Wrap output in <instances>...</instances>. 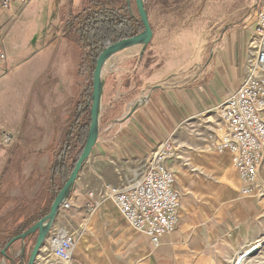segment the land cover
Returning a JSON list of instances; mask_svg holds the SVG:
<instances>
[{
  "label": "crops",
  "instance_id": "obj_1",
  "mask_svg": "<svg viewBox=\"0 0 264 264\" xmlns=\"http://www.w3.org/2000/svg\"><path fill=\"white\" fill-rule=\"evenodd\" d=\"M70 1H15L0 8L8 68L0 77V133L15 138L0 145V219L7 217L0 232L50 206L54 148L86 83L77 62L67 69L64 87L48 74L64 41ZM175 2L150 7L153 36L145 47L123 49L104 63L97 141L69 193L70 207L59 209L34 264L58 262L50 240L67 232H75L77 241L71 261L61 264H228L259 241L253 225L264 211V193L242 195L231 155L205 148L196 133L203 113L240 86L254 27L227 21L224 28L223 8L214 2L207 24L184 29ZM172 134L178 158L168 165L180 194L179 216L174 230L154 244L131 228L103 190L137 181L154 146ZM35 238L27 241L24 263ZM20 250L21 241L12 243L6 250L11 260L1 254L0 264L18 263Z\"/></svg>",
  "mask_w": 264,
  "mask_h": 264
},
{
  "label": "built area",
  "instance_id": "obj_2",
  "mask_svg": "<svg viewBox=\"0 0 264 264\" xmlns=\"http://www.w3.org/2000/svg\"><path fill=\"white\" fill-rule=\"evenodd\" d=\"M15 1L25 6L31 0H0V8L8 9ZM253 16L255 26L249 37L243 80L238 89L203 113L202 129L196 131L205 148L231 155L242 195L264 192L259 181L264 163V0H259ZM7 71L4 35L0 32V77ZM13 142L10 133H0V145ZM176 150L172 134L154 146L137 181L125 187L106 185L103 190V196L114 201L131 228L149 235L154 244L160 236L171 233L178 222L180 194L174 187L175 172L168 165L178 158ZM69 207L66 199L60 208ZM76 241L75 232L52 237V253L59 261L69 263Z\"/></svg>",
  "mask_w": 264,
  "mask_h": 264
},
{
  "label": "trees",
  "instance_id": "obj_3",
  "mask_svg": "<svg viewBox=\"0 0 264 264\" xmlns=\"http://www.w3.org/2000/svg\"><path fill=\"white\" fill-rule=\"evenodd\" d=\"M154 1L158 0H145L147 12L155 3ZM159 1L164 6L169 5L168 0ZM175 1L177 8L181 7L182 9L184 0ZM70 2L71 6L64 26L63 38L67 44L73 45L78 50L76 59L78 74H86V83L83 95L77 104L76 113L67 122L62 143L54 148V157L51 160L47 176L51 190L50 204L67 180L85 142L90 122L88 103L92 72L98 55L110 44L133 36L143 29L137 11L134 13L131 8L134 0H71ZM42 215L26 220L15 230L11 229L14 221L7 225L5 231L0 232V236L4 237L0 241V251L11 237L26 230ZM6 220L7 217L1 218L0 224L3 225Z\"/></svg>",
  "mask_w": 264,
  "mask_h": 264
},
{
  "label": "water",
  "instance_id": "obj_4",
  "mask_svg": "<svg viewBox=\"0 0 264 264\" xmlns=\"http://www.w3.org/2000/svg\"><path fill=\"white\" fill-rule=\"evenodd\" d=\"M134 5L137 11V14L142 23L143 29L137 34L122 38L109 46H107L103 51L98 55L95 66L92 72V82H91V93L89 96V114H90V122L88 126V132L85 138L84 145L82 150L71 170L67 180L58 190L57 194L53 198L49 209L46 213H44L40 218L34 221L26 230L23 232L11 237L4 248L0 251V253L8 257L6 254V250L10 247L12 243L15 241H21V250L19 254V262H13V264H34L36 256L40 248L43 246L44 241L48 237V233L50 231L52 222L58 213L62 203L69 196V193L72 189L74 181L78 175V172L82 166V164L88 159L92 147L95 145L98 137V125H99V111H100V100L102 93V79L101 72L102 67L106 60L110 58L115 53L135 46L141 45L146 46L152 39L153 29L151 27L148 14L145 8V0H134ZM35 40V39H33ZM36 234L35 241L33 243L32 249L28 255L27 261L24 263L23 259L25 256L26 244L29 238ZM261 244L264 243V239L259 241ZM10 260L11 258L8 257Z\"/></svg>",
  "mask_w": 264,
  "mask_h": 264
},
{
  "label": "rangeland",
  "instance_id": "obj_5",
  "mask_svg": "<svg viewBox=\"0 0 264 264\" xmlns=\"http://www.w3.org/2000/svg\"><path fill=\"white\" fill-rule=\"evenodd\" d=\"M222 6L224 12L223 27L231 22V25L239 23L241 26L251 25V29L254 27V10L259 0H184L182 5L183 12V28H188L192 23L198 22L201 26L207 24L210 20V15L214 11L213 4ZM18 3V2H17ZM42 8V7H41ZM132 11L135 13V5L131 4ZM211 13V14H210ZM170 15V13H169ZM178 13L171 12L170 16H177ZM178 17V16H177ZM229 26V25H228ZM247 34V32H244ZM145 47V46H143ZM133 48H139V46H133ZM78 50L71 44H67L61 40L58 44L54 60L50 72L48 74L55 76L60 80L62 86H65L67 81V69L72 66L77 59ZM35 96V93H34ZM260 180L264 185V163L260 171ZM264 189V187H263ZM264 193V192H263ZM253 234L261 241L264 239V211L256 218L253 225ZM248 248V247H246ZM264 243L257 251L252 254L244 255L240 258V253L233 255L231 261L228 264H264ZM236 257V258H235ZM235 259V260H234ZM52 264H61V261Z\"/></svg>",
  "mask_w": 264,
  "mask_h": 264
},
{
  "label": "bare ground",
  "instance_id": "obj_6",
  "mask_svg": "<svg viewBox=\"0 0 264 264\" xmlns=\"http://www.w3.org/2000/svg\"><path fill=\"white\" fill-rule=\"evenodd\" d=\"M260 247H262V244L257 241L255 244H253L251 247L244 249L240 251V258H242L244 255H249L257 251ZM264 249V248H263Z\"/></svg>",
  "mask_w": 264,
  "mask_h": 264
}]
</instances>
